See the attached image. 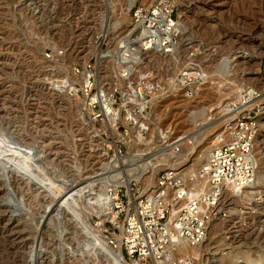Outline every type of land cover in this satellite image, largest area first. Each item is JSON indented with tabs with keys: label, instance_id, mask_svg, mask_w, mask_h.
<instances>
[{
	"label": "rangeland",
	"instance_id": "obj_1",
	"mask_svg": "<svg viewBox=\"0 0 264 264\" xmlns=\"http://www.w3.org/2000/svg\"><path fill=\"white\" fill-rule=\"evenodd\" d=\"M128 1L0 0V264H134L125 258L122 262L96 239L97 222L105 217L93 200L104 191L105 181L144 172L131 181H140L147 190L154 175L137 165L157 146L156 129L170 126L188 134L206 114L210 123L219 122L206 133L210 140L226 124L228 118L217 112L235 91L245 84L264 88V0H172L185 24L178 30L181 47L172 55L147 52L134 61L129 80L148 85L146 73L152 71L163 81L191 51L208 79L191 96L156 93L144 113L143 137L119 142L122 154L132 159L114 157L113 139L120 138L116 127L100 138L101 125L91 127L81 100L60 86L69 80V65L98 60L105 51L118 54L132 24ZM49 49L62 53L47 57ZM227 61L233 63L228 77L222 73ZM101 64L99 77L109 85L118 66L112 59ZM126 85L122 80L115 94L120 118L114 124L124 135L130 132L122 106ZM146 92L150 96L148 87ZM261 126L262 177L253 188L235 193L228 188V219L213 222L218 227L202 241L203 254H194L193 264H264V121ZM202 144L189 143L178 162L197 170ZM88 182L90 191L84 192ZM60 211L65 217L60 218ZM242 232L249 235L237 243L234 238Z\"/></svg>",
	"mask_w": 264,
	"mask_h": 264
},
{
	"label": "built area",
	"instance_id": "obj_2",
	"mask_svg": "<svg viewBox=\"0 0 264 264\" xmlns=\"http://www.w3.org/2000/svg\"><path fill=\"white\" fill-rule=\"evenodd\" d=\"M176 11L172 0L133 3L130 8L132 28L126 42L129 51L134 54L140 50L165 53L178 51L181 41ZM108 47L110 46H101L100 49ZM61 53L62 50L56 54L52 49L45 51L47 57ZM193 53L189 52L188 59L163 81L152 71L146 73V77H150L146 85L144 81L129 80L136 63L134 67L127 64L121 70L118 58L124 62V57L114 50L111 54L105 51L98 56V60L88 58L69 65L71 76L76 80L68 89L71 94L80 98L89 112L88 122L101 125L105 119L103 110L107 105L116 110L119 108L115 106V94L119 83L126 81L123 103L135 96L145 103L141 110L139 106L134 107L133 113L126 109L125 119L130 124V131L137 122L135 110L145 117L150 99L153 95L157 96L156 93L177 91L189 96L195 93L205 74L202 64ZM136 58L138 57H133L132 60L136 62ZM108 59L114 60L118 66L109 85L99 77L101 62ZM131 86H136L137 91ZM146 87L151 92L150 96L147 95ZM226 105L229 112L235 111V116L228 123L222 124L220 131L215 134L206 157L196 172L185 175V163L176 162L159 169L147 190H144V185L138 180L130 181L128 186L109 183L103 201L108 217L101 223L108 245L119 247L126 258L138 260L141 264H191L190 258L175 252L176 246L183 241L189 245L202 242L208 233L210 222L214 218L228 216L226 208L221 204L227 185L248 188L256 181L258 162L254 140L264 114V88L245 84L240 97ZM145 129L146 125L141 129L142 135ZM107 131L112 133L109 128H99L102 136L107 135ZM114 133L120 137L113 139L114 147L122 154L119 142L129 137V132L126 131V135L118 132L117 125ZM153 133L158 149L167 155L179 153L185 143L192 142L186 139L184 133L177 132L170 126L156 129ZM199 175L205 176L206 185L198 189L194 183Z\"/></svg>",
	"mask_w": 264,
	"mask_h": 264
},
{
	"label": "bare ground",
	"instance_id": "obj_3",
	"mask_svg": "<svg viewBox=\"0 0 264 264\" xmlns=\"http://www.w3.org/2000/svg\"><path fill=\"white\" fill-rule=\"evenodd\" d=\"M134 1L135 0H129L128 1V4H127V6H126V10H128L129 8H130V6L134 3ZM131 28H132V26H131ZM182 29H185V24L183 23V21H179V19H178V27H177V30H182ZM131 31V29L129 30V32ZM127 35V34H126ZM126 42H128V41H126V40H121L120 42H119V46H118V55H120V56H122V57H124V59L125 60H127L128 58H130L131 56L133 57H135V56H137L138 58H136V62L138 61V59H140L141 58V60H142V56L144 55V54H147V52H148V54H149V51H152L151 53V56L153 57V56H155V54L154 53H156L157 51H154V50H140L139 52H136L135 54L134 53H131L130 51H129V49H128V43H126ZM118 43V42H117ZM177 51H173V52H171V53H165V52H159V53H162V54H164V55H172V54H175ZM148 54H147V56H148ZM139 55H140V57H139ZM150 56V57H151ZM119 59V64H122V66L123 65H125V67H126V65L127 64H132V66L134 67V65H135V62L132 60H130V62H127V61H121L120 59V57L118 58ZM131 59V58H130ZM129 60V59H128ZM140 61V60H139ZM138 63V62H137ZM136 63V64H137ZM232 61H227L226 62V65H225V68H224V70L222 71V73H223V75L224 76H227L228 77V75L230 74V72L232 71ZM69 69V68H68ZM124 69V68H123ZM202 70H203V72H204V69L202 68ZM69 73H70V71H69ZM234 73V72H233ZM232 73V74H233ZM204 74H205V72H204ZM234 75V74H233ZM206 79H208V76L205 74L204 75V80H203V82L206 80ZM76 79L73 77V76H71V73H70V75H69V80H65V81H62L61 82V86H60V89H62V90H64V91H62V92H64V93H66V94H68L69 96H71V97H74V98H79L77 95H75L74 93H72L71 94V92H69V89H68V86L69 85H71L74 81H75ZM233 81V80H232ZM203 82H201V83H199L198 85H197V88H196V91H195V93L198 91V89H199V87H200V85H202L203 84ZM230 82V81H229ZM233 83H234V81H233ZM238 84H236V86H237ZM131 87H133L132 89H135V91H137V88H136V86H131ZM241 87V86H240ZM131 93V92H130ZM194 93V94H195ZM233 93V92H232ZM231 93V94H232ZM240 93H241V89L239 90V91H235L234 92V94H233V96L231 95L230 97H232L231 99H230V101H235V100H237L239 97H240ZM133 94H134V91H133ZM132 93H131V95H133ZM193 94V95H194ZM189 96V95H188ZM80 99V98H79ZM152 99H156V97H154V95H153V97H152ZM122 106H129V107H127V109L128 110H131V113H133V109H134V107H136V106H139L140 107V110L141 109H143L144 108V106H145V103L139 98V97H132V98H129V100H126L123 104H122ZM227 105L225 104V105H222L221 106V108H220V110L217 112V113H219L220 114V116L222 115V113L226 116V123H228L229 121H230V119H232L233 118V116H235V111L233 112H229L228 110H227ZM120 108H117V110H119ZM115 108H113L111 105H107L106 107H105V109L103 110V113H104V115H105V119H104V121L101 123V129H105V128H109L110 130H111V132H112V129L113 128H115V127H117V124H114V123H116L117 122V118H119V116H118V112L119 111H117ZM134 115H135V117H137V122H136V124H134L132 127H131V129H130V132H129V137H130V139L133 137V140H138V139H140V138H142L143 136H142V132H141V129H142V127L144 126V119H145V117H143V116H141V114L139 113V111H137V110H135V113H134ZM264 114L261 116V119H260V127H259V132H258V134L256 135V137H255V140H254V151H255V154H256V157H257V162H258V166H257V172H256V181H255V183L253 184V186H251V187H248V188H253V187H255L256 185H257V182L259 181V179H261V177H262V175H261V168H262V164H261V158H260V155H261V151H260V143H259V137L261 136V125L263 124V121H264ZM263 117V118H262ZM211 121H210V119H208V116L205 114V115H203V116H201L199 119H197L196 121H195V123H194V126L193 127H195V128H193L194 130H192L190 133H184L185 134V137H186V139H190L191 141H193V144H194V147L196 146V144H200V143H203L202 145H204L203 146V148H202V150H201V154H200V157L197 159L198 161H200V164L199 165H201V163L203 162V160L205 159V157H206V154H207V151H208V149H209V147H210V145L212 144V141L214 140V137H215V133H214V135L212 136V137H210V140H207L208 138L206 137L207 135H206V133L208 132V130H210V129H212V128H214L215 126H217V124H219V122L217 123V120H216V122H212V123H210ZM111 123V124H110ZM217 123V124H216ZM211 124H212V126H211ZM216 124V125H215ZM92 126L91 127H93V128H95L96 130H98L97 128H96V126L95 125H93V124H91ZM213 125H214V127H213ZM115 130H116V128H115ZM135 132V134H132V132ZM177 132H179V131H177ZM98 134H99V136H100V138H102V139H104V137L100 134V132H99V130H98ZM212 134V133H211ZM206 138V139H205ZM157 145H158V143H157ZM187 146H189V143L187 144V143H185V145H183V149L179 152V153H175V154H171V155H167L166 153H163L161 150H159L158 149V146H156V148H154L150 153H149V155H148V157L145 159V161H144V163H142L141 164V166L139 165H137V167L138 168H141L142 169V172L143 171H145V170H149V171H152V175L151 176H153L154 175V173L155 172H157L158 170H159V168L161 169V168H164V167H167V166H171V165H173L174 163H176V162H178V160H180V159H183V157L184 156H186V153H187V151L189 150V149H187L188 147ZM190 147H191V145H190ZM193 147V148H194ZM116 148V147H115ZM114 148V149H115ZM138 155V154H137ZM179 155H181V156H179ZM121 157V158H126L125 160H127L129 157H130V155H128V156H124V154H121V153H119L118 152V150H117V148L115 149V155H114V157ZM124 156V157H123ZM134 155H132L131 157H133ZM113 157V158H114ZM132 159V158H131ZM130 159V160H131ZM115 159H113V161H114ZM130 160L128 159V161L130 162ZM137 160H139V159H137ZM196 160V161H197ZM134 161H136L135 159L133 160V162ZM113 163V162H112ZM183 163V162H182ZM115 164H117V162H115V163H113V165H114V167L116 166ZM195 164L196 163H194V166H195ZM132 165V164H131ZM130 165V166H131ZM119 166H120V164H119ZM133 168L135 167L134 166V164H133V166H132ZM110 168H112L113 169V167H111V165H110ZM135 169H137V168H135ZM132 170V169H131ZM110 171V170H109ZM110 172H112V171H110ZM193 172H196V170L194 169H191V167L190 166H188V167H186L185 168V172H184V174L185 175H189V174H191V173H193ZM145 173L143 172V173H139V175L137 174V175H134V176H129L128 178H125V180L123 179V180H121V179H117V180H115V181H113L114 179H113V177H111L113 180L111 181V180H107V178H106V180L107 181H105V182H107L106 183V187H105V189H104V191L103 192H100V194H98V196H95V197H97L96 199H95V201L93 200V205L96 207V209L97 210H99V211H101V213H99L100 215L102 214V216H104L105 218H107L108 216H107V213H106V210H105V205H104V203H103V201H104V197H105V192H106V188L108 187V185H109V182L111 183V182H115V184L117 183V184H124V185H126L127 186V184H129V182L132 180V179H139L141 176H143ZM118 175V174H117ZM113 176V175H112ZM198 179L195 181V183H194V185H195V187H197L198 189L199 188H203V187H205V185H206V180H205V176L204 175H199L198 177H197ZM258 180V181H257ZM92 183H93V181H92ZM151 183V182H150ZM87 184V186L86 187H84V192H86V191H90V188H91V184L88 182V183H86ZM149 186V185H148ZM147 186V187H148ZM228 188H230V190L232 191V192H234L235 193V191L236 192H239L240 191V189H248V188H241V187H235V186H232V185H227L226 186V188L224 189V191H223V195H222V200H221V204H222V206H224L225 208H226V206H225V200H226V198H230V197H226L227 196V190H228ZM240 188V189H239ZM233 193V194H234ZM93 194V193H92ZM229 194V193H228ZM241 193H239V195H240ZM96 195V194H95ZM238 195V194H237ZM14 213H17V212H14ZM59 216H60V218L61 217H65V213L64 212H59ZM228 219V218H227ZM226 218H214L211 222H210V226H209V230H208V233H207V235H206V237H205V240H206V238L213 232V231H216L215 229L218 227V224H214L213 222L214 221H216V220H227ZM101 220V219H100ZM103 222V219L101 220V221H98L97 222V227H98V232H99V234L100 235H96V239H97V241H99V243H102V245H103V247L104 246H108L109 248H110V250L111 251H113L115 254H117V257H118V259H120L122 262H124V258H125V260H129V262H132V263H134V264H141L138 260H133V259H128V258H126L125 256H124V254L121 252V250H120V248L119 247H117V248H113V247H111L110 245H108V243H107V241H106V239H105V236H104V234H103V232H102V227H101V223ZM212 224H214V225H212ZM212 227V228H211ZM243 231V230H242ZM254 233V232H253ZM246 233L245 234H243V232H242V234L241 235H234L235 236V238H234V241H236L237 243H239V242H241L240 240L242 239V238H244V237H246ZM249 235V234H248ZM247 235V236H248ZM226 239H227V237H226ZM102 240V241H101ZM204 241V240H203ZM233 241V240H232ZM232 243V242H231ZM201 245H202V242H200V243H198V244H196V245H189L187 242H185V241H183V242H181L180 244H178L177 246H176V253L177 254H179V255H181V256H185V257H187V258H190V259H192V261H195L196 260V258L195 257H193V255L194 254H197L198 256H201L202 254H203V252H202V250H201ZM101 246V245H100ZM102 247V248H103ZM236 247V246H235ZM107 248V247H106ZM86 249H87V247H86ZM99 249V248H98ZM104 249H105V247H104ZM103 249V251H105ZM91 250H93V249H91ZM102 250V249H101ZM107 250L108 251H110L108 248H107ZM94 252V251H93ZM93 252H92V254H93ZM217 252V251H216ZM183 254V255H182ZM198 256H196V257H198ZM200 258V257H199ZM192 261H191V264H193L192 263ZM122 264V263H121Z\"/></svg>",
	"mask_w": 264,
	"mask_h": 264
},
{
	"label": "water",
	"instance_id": "obj_4",
	"mask_svg": "<svg viewBox=\"0 0 264 264\" xmlns=\"http://www.w3.org/2000/svg\"><path fill=\"white\" fill-rule=\"evenodd\" d=\"M13 212V211H12ZM15 212V211H14Z\"/></svg>",
	"mask_w": 264,
	"mask_h": 264
}]
</instances>
